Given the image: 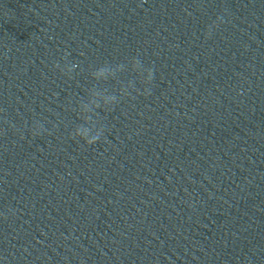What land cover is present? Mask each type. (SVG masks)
Returning <instances> with one entry per match:
<instances>
[{
    "label": "clouds",
    "instance_id": "1",
    "mask_svg": "<svg viewBox=\"0 0 264 264\" xmlns=\"http://www.w3.org/2000/svg\"><path fill=\"white\" fill-rule=\"evenodd\" d=\"M55 66H58V65H55ZM82 132H83V134L81 136V140H83L84 143L87 144V145H93V144L97 143V141L100 140V136L99 135H94V136L89 137L87 135V130L86 129L82 130Z\"/></svg>",
    "mask_w": 264,
    "mask_h": 264
}]
</instances>
